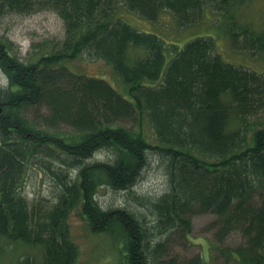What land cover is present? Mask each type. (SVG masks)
Here are the masks:
<instances>
[{
    "label": "trees",
    "instance_id": "16d2710c",
    "mask_svg": "<svg viewBox=\"0 0 264 264\" xmlns=\"http://www.w3.org/2000/svg\"><path fill=\"white\" fill-rule=\"evenodd\" d=\"M241 1L0 0V20L53 12L63 25L51 49L26 62L0 39L8 81L0 88V237L43 252L40 263L18 264H77L72 214L110 238L114 264H264V70L226 62L209 34L181 46L133 26L137 18L163 27L169 14L171 25L188 28L215 11L230 48L264 61V31L230 13ZM81 57L109 65L121 88L71 70ZM150 155L163 168V193L132 192L142 213L102 208L99 188L132 190ZM30 170L55 182L50 202L24 196ZM199 214L214 217L209 260L185 255ZM233 233L243 242L224 247Z\"/></svg>",
    "mask_w": 264,
    "mask_h": 264
},
{
    "label": "rangeland",
    "instance_id": "374dc122",
    "mask_svg": "<svg viewBox=\"0 0 264 264\" xmlns=\"http://www.w3.org/2000/svg\"><path fill=\"white\" fill-rule=\"evenodd\" d=\"M230 13L243 26L249 25L256 32L264 31V0H243L230 8ZM220 13L208 11L200 24L177 28L169 14H164L161 19V27L156 23H147L135 18L132 25L139 31L151 32L159 35L165 42L175 41L182 46L189 37L209 34L217 41L219 53L223 60L229 63L245 64L264 70V61L259 55L250 53L234 52L230 48L226 28L216 18L222 19ZM169 24V26H167ZM155 29H151V28ZM63 25L59 17L53 12H38L30 15H7L0 20V39L8 42L7 47L20 61L26 62L32 56L39 55L51 49V42L62 37ZM185 40V41H184ZM69 67L74 72L83 73L105 79L115 84L119 89L120 82L112 68L102 60H89L79 58L72 61ZM8 81L4 72L0 69V88H5ZM147 167L142 171L132 190H113L109 187H101L97 192V200L104 209L119 208L128 211L142 213L135 197H155L163 193L166 188V179L163 168L157 156L150 155ZM102 154H97L94 160L102 159ZM31 171V170H30ZM29 171L26 177L23 194L29 203L48 199L50 202L54 197L55 182L50 176L40 172ZM132 192L136 196H132ZM41 211L40 215L43 216ZM149 219V217H148ZM214 220L209 214H199L192 218L190 233L191 245L185 251L186 257L202 254L205 260L215 257L217 254L212 250L213 233L206 230L208 224ZM70 230L72 240L78 245L79 254L77 264H114L115 248L110 238L104 234H92L83 225L78 216L72 214L70 219ZM243 242L238 233L231 234L223 244L224 247H233ZM179 244L172 245L174 250L181 251ZM41 247L24 244L22 242H11L0 237V264H18L21 259L30 258L40 263L42 261ZM218 257V256H217ZM215 259V258H214ZM211 262V261H210ZM214 264H222L218 258Z\"/></svg>",
    "mask_w": 264,
    "mask_h": 264
}]
</instances>
